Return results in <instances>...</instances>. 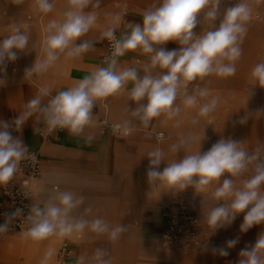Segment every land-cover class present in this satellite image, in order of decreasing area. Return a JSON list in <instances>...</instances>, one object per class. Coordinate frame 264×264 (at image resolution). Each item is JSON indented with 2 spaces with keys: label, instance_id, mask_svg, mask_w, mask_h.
<instances>
[{
  "label": "clouds",
  "instance_id": "1",
  "mask_svg": "<svg viewBox=\"0 0 264 264\" xmlns=\"http://www.w3.org/2000/svg\"><path fill=\"white\" fill-rule=\"evenodd\" d=\"M221 2L161 0L159 6L144 10L142 23H130V31L119 38L115 33L121 17L113 15L110 26L101 33V39H107L113 48L111 56L105 60L106 66L97 67L73 86L55 95H50L47 87H41L38 94L26 103L27 110L20 113L12 124L0 121V185H7L12 180L22 160L34 159L23 141L9 130L20 131L34 114H39L49 131L67 130L68 134L78 136L85 128L94 125L96 102L119 95L130 82L133 85L129 93L130 101L136 105L130 111L132 119L112 125L113 131L122 136L132 134L139 126L149 127L154 119L161 116L175 120L174 126L179 127L181 121L176 118L182 108L175 103L178 96L183 97L184 108L199 105L192 119L193 125L214 112L219 98L212 96L201 103L202 98L210 97L209 90L197 88L189 94L188 85L212 75L226 78L236 74V64L242 55L241 45L252 19L249 0H235L223 11ZM67 3L63 19H52L44 28L40 52L32 66L25 69V76L42 75L61 55L77 58L94 47L95 42L81 38L96 26L99 14L95 9L99 8L100 0H67ZM35 5L37 11L43 14L52 12L54 8L53 0H35ZM202 18L213 28L197 34L193 30ZM23 27L26 29L27 25ZM169 41L178 43L180 47L167 50L164 45ZM28 43L29 35L18 26H14L12 33L0 40V72L6 71V62L17 60L18 53L24 52ZM138 49L149 61L142 76L134 67H120L118 60L127 52ZM250 76L257 86L264 88V61L251 69ZM4 84L5 80L0 79V86ZM43 97L50 98L45 103ZM247 119L248 116L241 118L240 123H245ZM88 139L90 141L91 137ZM196 139L191 133L181 135L178 143L170 146V151L178 153L182 148L190 147ZM147 157L149 183H158L177 192L190 186L197 192H206L211 185H217L211 196L223 202L207 214V223L214 232L230 225L240 213H244L241 232L264 223V149L257 147L249 152L242 142L222 138L208 151L201 153L199 150L184 155L183 159L168 163L163 170L159 168L165 157L163 149L156 147L147 153ZM249 171L252 174L240 180L238 186L237 179ZM84 201L85 197L72 191H56L43 207L37 205L31 208L26 216L29 227L24 231L23 239L39 243L51 237L83 236L90 231L97 236L107 234L112 242L119 241L127 226H111L102 217L88 220L73 215ZM85 211L91 212L92 209L89 207ZM20 214L22 209L19 208L6 214L5 222L0 224V234L6 233L12 220ZM237 243L238 238L231 239L226 242V247L213 248L212 251L227 256V249ZM204 247L207 249V244ZM54 255L55 249H48L40 264H49ZM239 256L238 264H264V233L258 236L253 246L242 249ZM106 257H109L107 250L98 248L87 259L79 257L77 264H112L111 258Z\"/></svg>",
  "mask_w": 264,
  "mask_h": 264
},
{
  "label": "crops",
  "instance_id": "2",
  "mask_svg": "<svg viewBox=\"0 0 264 264\" xmlns=\"http://www.w3.org/2000/svg\"><path fill=\"white\" fill-rule=\"evenodd\" d=\"M125 1L138 7L132 12H123L121 3ZM53 2V11L43 14L37 11L34 1V12L38 15L33 40L34 60L40 52L45 34L44 28L52 19H63V14L68 8L67 0H53ZM149 2L151 0H100L99 8L95 9L99 14L98 22L81 38L95 42L94 47L77 58H65L61 55L46 73L19 79L17 98L20 101L18 105L9 97L4 87L5 84L16 85L18 80L5 72H0V79L5 80V84L0 86V121L9 122L8 106L13 108L16 118L26 111V103L23 99L35 97L41 87H47L50 95H55L58 91L67 90L97 67L106 66L103 55L107 45L106 40L101 39V33L110 26L112 16L119 14L121 17L116 25V34L120 37L123 33L130 31V23H142L143 6ZM29 49L31 47H28ZM118 60L120 67H134L141 76L144 75L145 64L149 62L148 57L139 49L127 52ZM132 86L130 82L125 91L119 95L98 100L93 109L94 125L85 128L81 135H71L64 130L62 133L53 132L50 138L43 140L38 131L35 134L29 128L33 122H43L39 114H34L13 136L20 138L28 151H38L42 159V172L32 183L34 192L30 200L32 207L37 205L43 207L56 194V191H72L77 196L85 197L84 204L74 211V216H83L88 220L102 217L111 226L118 224L128 226L138 222L143 225L140 231L146 232L148 237L138 236L133 241L135 244L128 248L125 241L129 237L132 240L133 234L139 235L138 229L127 227V231L117 242L110 241L107 234L97 236L89 231L83 236L51 237L48 240L34 243L26 242L23 239L24 232L19 231L7 238L0 234V252L6 257L16 256L19 259L18 264H40L46 251L51 248L55 249V255L49 264H60L57 252L63 241H68L72 248V257L68 264H77L79 257H90L98 248L107 250L112 256L130 257L131 249L136 250L137 244L145 249L148 255L171 264H185V261L192 257L193 253L185 254L181 249L159 245L158 238L162 233V228L157 225L159 223L157 213L150 211L152 210L151 201L159 199L166 202L170 199V193L168 188L158 183L155 185L148 182L147 153L156 147L163 149L165 157L159 168L163 170L167 166L171 153L170 146L176 142L160 143L154 135L160 138L158 134L162 133L161 130H170L175 120H168L161 116L154 119L149 127L139 126L132 134L120 137L114 135L113 129L107 130L102 126L103 121H109L113 125L125 119H132L130 111L136 107L135 103L130 101L129 96ZM49 98L43 97V102L46 103ZM176 104L180 105V103ZM185 118L186 116L180 114L176 119L184 122ZM134 123L137 122L134 121ZM175 135H188V132L179 130L175 132ZM89 137H91L90 141ZM89 207L92 211L86 212L85 209ZM23 230L26 231V229Z\"/></svg>",
  "mask_w": 264,
  "mask_h": 264
},
{
  "label": "rangeland",
  "instance_id": "3",
  "mask_svg": "<svg viewBox=\"0 0 264 264\" xmlns=\"http://www.w3.org/2000/svg\"><path fill=\"white\" fill-rule=\"evenodd\" d=\"M34 1L0 0V40L10 35L14 26H18L29 35L28 47H31L29 50L27 47L24 52H19L14 63L6 62L5 73L18 80L16 85H4L6 93L10 95L9 97L15 101L16 105L20 101L17 98L19 79L26 77L25 69L31 67L34 60V29L38 20V15L34 12ZM160 3L161 0H151L143 6V9L159 6ZM234 3L235 0H222L221 11ZM249 3L252 7V19L248 24L247 35L241 45L242 55L236 64V74L226 78L212 75L206 77L203 81L196 80L188 85L189 94H192L197 88H207L209 90L210 97L202 98L201 103L206 102V99H210L212 96L218 97L219 103L216 110L207 117L200 118L199 122L193 125L192 119L196 116L199 105L194 108H184L182 104L183 97L178 96L175 102L180 103L181 114L186 116V120L181 122L179 127L173 125L170 130H161L164 133L162 138L154 135V138L159 139L160 143H178L180 136L175 135V132L179 130L187 131L188 134L191 133L197 137L190 147L182 148L178 153L171 152L167 164L176 160L179 161L183 159L184 155L194 154L199 150L204 153L222 138H231L242 142V146L249 152L257 147L264 149V88L257 86L250 76L251 69L258 62L264 61V0H249ZM121 5L123 12H132L134 8L138 7L126 1ZM24 25H27L26 29L23 27ZM212 28L213 25L202 18L200 24L193 31L202 34L212 30ZM164 47L167 50H173L178 49L180 45L169 41ZM29 100L31 99H23L24 103ZM7 113L9 116L8 123L12 124L16 119L13 108L8 106ZM245 116H248L247 121L240 123L241 118ZM41 125L43 126L44 122H33L29 128L36 134ZM102 126L107 130L110 129L107 125L102 124ZM9 130L12 135L17 132L14 128ZM114 135L116 137L122 136L115 132ZM251 174V171H249L243 177L237 179V185L239 186L240 180L248 178ZM216 186L215 184L211 185L206 192H197L191 186L179 192L169 189L170 199L166 202L159 199L151 201L152 210L150 211L157 213L159 219L157 225L162 228V233L158 238L159 245L171 249H181L185 254L193 253L192 257L185 261V264H238L240 251L245 247L253 246L258 236L264 233V223L254 225L247 232H241L240 226L243 223L244 213L238 214L230 225L219 228L214 232L207 223V214L218 203L223 202L217 201L211 196V191ZM172 217H178L179 220H182L179 222V226L182 225L183 229L181 231L177 230L175 233L178 236L177 240H167L165 237L169 228V218ZM185 221L187 222L185 223ZM141 226L143 225L138 222L127 226L139 230V235L133 234L132 240L129 237L125 241L128 248L135 244L133 241L138 236L140 238L148 237L146 232L140 231ZM19 231L24 232L23 229H17L12 233L2 235L7 238ZM237 238L238 243L233 248L227 249L229 253L227 256H220L212 251L213 248L226 247L228 240ZM181 239L182 242H180ZM184 241L186 242L185 246L182 245ZM205 244H207V249L204 247ZM136 248V250L131 249L132 255L130 257H117L109 254V257L106 258H111L112 264H171L168 261L159 260L148 255L145 249H142L138 244ZM0 261L1 264H18L19 259L16 256L6 257L0 252Z\"/></svg>",
  "mask_w": 264,
  "mask_h": 264
},
{
  "label": "built area",
  "instance_id": "4",
  "mask_svg": "<svg viewBox=\"0 0 264 264\" xmlns=\"http://www.w3.org/2000/svg\"><path fill=\"white\" fill-rule=\"evenodd\" d=\"M116 36L118 38L117 34ZM105 40L107 48L105 54L103 55L104 61L106 58L111 56L113 51L112 44L107 39ZM103 124L112 129V124H109L105 121ZM53 132L62 133L64 130L57 129L56 131H49L48 128L44 126L38 128V133L43 138H50ZM159 137H164V133L160 134ZM28 152L34 156V159L26 158L22 160L17 172L14 175L15 179H12L7 185H2L0 188V224L5 222L6 214H10L18 208L22 209V214L12 220L9 230L6 233L17 229H27L29 227V224L26 222V216L30 213L32 205L28 198V184L25 182L24 178H35L41 174L42 159L38 151L31 150ZM181 221L182 220H179L178 217L169 218V228L165 234L167 240H177L178 236L175 233L177 230L181 231L183 229L182 225L179 226V222ZM186 222L187 221H185V223ZM182 241L183 240L181 239L180 242ZM185 244L186 242L184 241L182 245L185 246ZM71 256L72 248L70 243L68 241H63L58 249L57 254L59 263L68 264Z\"/></svg>",
  "mask_w": 264,
  "mask_h": 264
},
{
  "label": "bare ground",
  "instance_id": "5",
  "mask_svg": "<svg viewBox=\"0 0 264 264\" xmlns=\"http://www.w3.org/2000/svg\"><path fill=\"white\" fill-rule=\"evenodd\" d=\"M119 38V37H118ZM36 88V87H35ZM44 127H47L46 125ZM162 134V133H159L158 136ZM48 138H43V140H47ZM39 177V176H38ZM38 177H35V178H24L25 182L28 184V198L29 200H31V198L33 197V186H32V183L38 178ZM12 179H15V177H13ZM21 236V235H20Z\"/></svg>",
  "mask_w": 264,
  "mask_h": 264
}]
</instances>
